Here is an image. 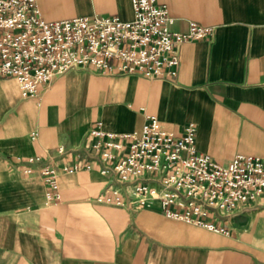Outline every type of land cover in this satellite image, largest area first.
Returning <instances> with one entry per match:
<instances>
[{
	"label": "crops",
	"instance_id": "obj_1",
	"mask_svg": "<svg viewBox=\"0 0 264 264\" xmlns=\"http://www.w3.org/2000/svg\"><path fill=\"white\" fill-rule=\"evenodd\" d=\"M185 32L211 26L210 39L181 47L177 74L147 79L74 68L24 97L0 78V264H264V205L217 220L229 235L168 218L158 209L100 203L107 178L97 166L61 173L49 201L23 160L79 149L100 122L106 132H138L146 116L180 133L196 125V147L221 163L264 157V0H158ZM41 17L133 18L131 0H36Z\"/></svg>",
	"mask_w": 264,
	"mask_h": 264
},
{
	"label": "built area",
	"instance_id": "obj_2",
	"mask_svg": "<svg viewBox=\"0 0 264 264\" xmlns=\"http://www.w3.org/2000/svg\"><path fill=\"white\" fill-rule=\"evenodd\" d=\"M133 18L78 16L46 21L36 0H0V78L15 80L24 97L74 68L103 74L173 77L184 43L210 39L211 26L190 21L185 32L158 0H131ZM196 125L176 134L155 115L138 132L89 131L79 149L56 148L29 156L24 172H37L49 201L60 199L61 173L93 169L107 178L100 203L127 210L158 209L168 218L229 235L217 219L246 204L264 205V157L237 154L221 163L196 147Z\"/></svg>",
	"mask_w": 264,
	"mask_h": 264
}]
</instances>
